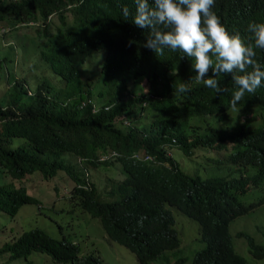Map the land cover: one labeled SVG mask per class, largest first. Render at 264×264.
<instances>
[{"label":"trees","instance_id":"trees-1","mask_svg":"<svg viewBox=\"0 0 264 264\" xmlns=\"http://www.w3.org/2000/svg\"><path fill=\"white\" fill-rule=\"evenodd\" d=\"M125 6L128 17L122 13ZM213 11L228 33L239 34L245 43L250 42L249 23H264V0H216ZM134 13V0H0L3 35L32 27L42 38L36 42L37 59L60 78L57 84L40 79L30 87L15 76L5 88L6 96H0V168L12 178L37 170L43 179L63 170L73 182L63 197L97 217L107 237L129 248L138 264L178 246L165 203L198 223L203 246L190 264H247L233 249L228 223L261 202L243 203L238 195L264 179V83L237 105L253 118L259 116L255 124L246 116L235 128L217 129L221 117L233 118L227 115L234 113L231 74L216 77L228 92L192 84V58L179 49L157 55L145 48L148 30L132 23ZM96 50L103 51L96 78L80 75L79 65ZM256 60L264 70V50L256 49ZM208 76H213L211 69ZM141 81L145 86L131 89L130 84ZM185 82L191 91L174 94ZM12 137L21 141L13 145ZM169 144L188 156L196 147L228 146V161L252 164L255 171L190 174L180 168ZM72 156L74 161L68 159ZM114 162L123 177H106L99 193L108 199H100L86 169ZM24 203L38 206L40 201L22 186L0 183V211L14 216ZM236 235L245 238L253 257L264 256L263 244L247 233ZM31 252L62 263L100 264L92 253L79 256L76 242L54 238L39 227L0 245L7 260L21 258L22 264H33Z\"/></svg>","mask_w":264,"mask_h":264},{"label":"rangeland","instance_id":"rangeland-1","mask_svg":"<svg viewBox=\"0 0 264 264\" xmlns=\"http://www.w3.org/2000/svg\"><path fill=\"white\" fill-rule=\"evenodd\" d=\"M41 40V37L35 35L32 27H21L5 35L0 27V59L4 58L0 68V76L3 79L0 80V96H6L5 88L10 86L15 76L25 78L30 87L36 85L40 79H46L50 84H57L58 80L60 81L59 76L53 73L45 62H42L40 58L37 59L39 48L36 42ZM102 55L101 50L91 51L79 65L80 75L91 74L92 79H95ZM143 86H145L144 81L130 84L134 91L140 90ZM249 106L251 105H246L244 108ZM237 109L233 114L226 111L225 113L233 115V118L221 117L216 128L225 126L235 128L246 116L252 118L253 124L258 121L259 116L255 115L253 118L248 110H242L240 107ZM225 113L218 114V117ZM19 141L21 140L18 137L11 139L13 145ZM168 147L180 168L190 174L238 176L255 171V166L252 164L242 165L239 162L228 161L227 156L231 151L228 146L219 150L196 147L190 156L183 154L171 144ZM63 156L67 158L68 154ZM68 159L74 161L73 156ZM86 171L87 179H93L100 199H108L103 191L99 193L106 177L115 179L123 177L117 162L109 165H92ZM5 182L24 187L28 194L39 199L40 204L37 206L34 203H24L18 207L14 216L0 211V245L22 230L39 227L54 238H65L76 242L79 246V256L92 253L98 257L100 264H138L134 253L129 248L107 237L97 217L91 216L75 205L72 200L63 197L69 194V188L73 184L63 170H58L54 176L43 179L37 170L22 178H12L0 168V183ZM238 200L243 203L258 200L261 202L248 212L229 221L228 232L233 249L245 259L247 264H264V256L253 257L248 251L245 238L236 235L237 232L247 233L255 242L264 245V179L239 194ZM164 207L173 216V227L179 243L177 248L164 250L160 256L147 264H172L178 259L181 261L177 264H190L194 251L203 246V242L198 239V223L179 212L174 206L165 203ZM28 258L33 264H69L54 261L47 254L40 252H31ZM22 262L21 258L7 260V253H0V264H22Z\"/></svg>","mask_w":264,"mask_h":264},{"label":"clouds","instance_id":"clouds-1","mask_svg":"<svg viewBox=\"0 0 264 264\" xmlns=\"http://www.w3.org/2000/svg\"><path fill=\"white\" fill-rule=\"evenodd\" d=\"M132 23L148 30L145 48L157 55L164 49L181 50L192 58L195 75L192 84H203L217 94L230 91L222 88L216 77L231 74L234 90L230 107L237 105L246 94H254L264 83V70L256 60V49L264 50V23L251 22L249 43L239 34H229L213 11L216 0H134ZM124 17L128 7L122 8ZM212 70L213 76L208 72ZM251 69V70H249ZM207 77V78H206ZM191 91L187 82L180 84L176 93Z\"/></svg>","mask_w":264,"mask_h":264},{"label":"built area","instance_id":"built-area-1","mask_svg":"<svg viewBox=\"0 0 264 264\" xmlns=\"http://www.w3.org/2000/svg\"><path fill=\"white\" fill-rule=\"evenodd\" d=\"M133 155V154H132Z\"/></svg>","mask_w":264,"mask_h":264}]
</instances>
